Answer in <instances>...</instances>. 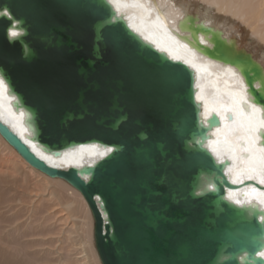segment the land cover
Wrapping results in <instances>:
<instances>
[{"label":"water","instance_id":"water-1","mask_svg":"<svg viewBox=\"0 0 264 264\" xmlns=\"http://www.w3.org/2000/svg\"><path fill=\"white\" fill-rule=\"evenodd\" d=\"M108 15L101 0H0V76L7 96L20 101L9 100L13 109L31 110V119L22 116L25 136L55 157L93 144L104 152L59 169L2 121L1 137L83 196L101 264H264V209L226 195L249 183L230 181L228 159L216 160L206 145L221 119L202 115L193 69L125 18L99 27ZM185 18L179 27L195 49L238 68L251 99L264 101L261 65ZM256 104L264 116V103ZM259 134L264 147V129Z\"/></svg>","mask_w":264,"mask_h":264},{"label":"bare ground","instance_id":"bare-ground-1","mask_svg":"<svg viewBox=\"0 0 264 264\" xmlns=\"http://www.w3.org/2000/svg\"><path fill=\"white\" fill-rule=\"evenodd\" d=\"M118 14L156 49L164 51L173 59H180L193 69L196 99L202 106V115L206 117L216 112L221 119V126L210 131L206 145L216 160L228 159L229 165L225 172L230 181L239 183L246 180L249 183L240 190L226 189V195L236 203H257L264 209V187L256 188L249 182L253 180L264 185L261 182L264 181V147L259 134L264 129L262 107L257 104L253 106L238 68L204 56L189 42L187 29L179 27V21L185 19L186 23L185 17L192 16L197 25L208 27L225 41L233 43L236 49L249 53L264 72V0H125L119 6ZM199 38L207 43L203 34H199ZM256 46L260 53L252 50ZM9 100L12 99L6 93L0 97V121L8 125L46 163L67 169L82 163H92L103 154L104 149L96 144L67 149L57 157L43 153L25 136L23 111L13 109ZM229 113L233 114L231 122ZM0 146V160L6 163V173L0 175L6 180L11 178L19 186L29 182V175L36 177L38 189L37 185H32L36 191H47L49 198L46 197V201L50 200V203L46 204L52 201L53 210L58 207L59 213L64 211L71 222L77 223V235L81 239L80 260L83 264H89V253L95 264H101L93 239V217L79 191L64 179L49 177L29 165L1 135ZM50 208L51 205L46 210ZM72 232L67 230L68 236Z\"/></svg>","mask_w":264,"mask_h":264},{"label":"rangeland","instance_id":"rangeland-1","mask_svg":"<svg viewBox=\"0 0 264 264\" xmlns=\"http://www.w3.org/2000/svg\"><path fill=\"white\" fill-rule=\"evenodd\" d=\"M252 50L260 53L257 46ZM5 166L6 163L0 160V173H6ZM1 177L0 264H83L80 260L82 252H80L79 240L81 239L77 235V223L71 222L64 211L59 213L58 207L56 211L53 210L52 201L49 204L51 208L46 210L49 206L46 202L50 201H46L49 198L47 191H36L32 185L34 183L38 189L39 183L36 184L38 179L29 175L27 180L29 182L19 186V183H13L11 178L6 180L4 176ZM41 193L42 196L44 194V198ZM57 212L62 216L59 217ZM70 222L75 227L70 226ZM67 230L73 232L68 236ZM87 255H89V264H95L91 254Z\"/></svg>","mask_w":264,"mask_h":264},{"label":"snow or ice","instance_id":"snow-or-ice-1","mask_svg":"<svg viewBox=\"0 0 264 264\" xmlns=\"http://www.w3.org/2000/svg\"><path fill=\"white\" fill-rule=\"evenodd\" d=\"M125 0H101V4L108 9L109 15L108 18L101 24L99 27H103V24L106 23H113L116 19L123 20L124 17L118 15V9L121 4H123ZM4 14H7L6 12ZM10 35L13 37L22 35V30H13L10 32ZM261 91H264V85H261ZM7 91V85L5 83V78L3 76H0V97L4 95V93ZM14 104H20V101L13 95L11 97ZM253 99V106L256 103H264V101H257L255 98ZM21 115L24 116V118L31 119V110H26L21 112ZM107 151H111V149H108ZM264 183V181H261Z\"/></svg>","mask_w":264,"mask_h":264},{"label":"clouds","instance_id":"clouds-1","mask_svg":"<svg viewBox=\"0 0 264 264\" xmlns=\"http://www.w3.org/2000/svg\"><path fill=\"white\" fill-rule=\"evenodd\" d=\"M6 93V92H5ZM7 95V94H6ZM2 100V99H1Z\"/></svg>","mask_w":264,"mask_h":264}]
</instances>
